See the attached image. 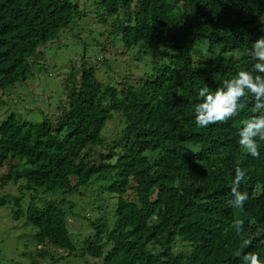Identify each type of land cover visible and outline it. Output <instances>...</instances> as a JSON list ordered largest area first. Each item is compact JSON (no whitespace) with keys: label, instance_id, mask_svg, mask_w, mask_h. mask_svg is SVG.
<instances>
[{"label":"trees","instance_id":"16d2710c","mask_svg":"<svg viewBox=\"0 0 264 264\" xmlns=\"http://www.w3.org/2000/svg\"><path fill=\"white\" fill-rule=\"evenodd\" d=\"M105 5L125 46L152 56L156 73L119 89L101 83L96 68L84 64L79 81L65 84L68 103L55 121L33 123L12 113L0 123V167L13 159L1 186L24 179L21 190L65 194L109 174L110 188L119 194L114 227L103 243V229L91 221L98 229L83 248L95 264H241L248 252L264 264V140L256 138L257 157L238 143L240 128L254 115V97L241 101L244 107L229 121L206 128L195 123L200 100L193 101L202 87L215 90L252 66L250 49L264 36V0ZM78 12L72 0H0V106L4 95L12 104V89L45 61L44 47L60 38ZM113 112L123 116L124 126L119 139L106 143L102 132ZM96 145L108 152L95 158ZM16 158L24 166L13 163ZM237 167L245 172L239 190L248 194L242 209L227 203ZM71 176L78 179L74 185ZM128 191L137 199L125 198ZM23 199L16 198L14 218L22 214ZM6 200L0 196V206ZM64 201L47 197L38 206L40 197H31L26 223L37 228L41 258H56L45 245L69 255L77 249L68 219L73 207ZM237 219L244 221L241 235L233 228Z\"/></svg>","mask_w":264,"mask_h":264},{"label":"rangeland","instance_id":"374dc122","mask_svg":"<svg viewBox=\"0 0 264 264\" xmlns=\"http://www.w3.org/2000/svg\"><path fill=\"white\" fill-rule=\"evenodd\" d=\"M72 1L78 4L79 12L72 23L60 33V38L44 47L45 61H40L27 80L12 89L9 94L12 100L10 106L7 95H4L6 104L0 106V123L14 112L18 119L24 121L40 123L45 118L55 121L62 104L68 103L65 84L79 81L84 64L96 68V77L101 83L119 89L133 83L139 85L142 78L156 73L157 69L151 64L153 57L145 53L147 56L143 58L137 45L125 46L122 33L115 31L113 17L108 18L105 5L109 0ZM16 94H20L22 100ZM112 114L113 119L102 132L106 143L119 139L120 129L124 126L123 116L118 112ZM92 150L95 158H99L101 152H108L103 145L93 146ZM12 160L8 159L0 167V196H8L6 203L0 206V264H95L97 260L83 253V248L87 235L98 229L91 227V221H97L103 229V243L107 239L108 231L114 227L119 194L111 190L113 180L109 174L96 175L76 191L64 194L66 190L58 189L45 193V196L42 189H38L39 192L34 189L21 190L19 185L24 179L18 183L7 180L1 186V177L9 172ZM17 162L24 166V160L14 159L13 163ZM75 182L76 178L71 177V185ZM35 195L41 199L38 206L44 205V200L48 197L57 200L64 198L65 207H73L68 219L71 238L77 249L72 255L66 254V250L45 245L56 258L51 254H46L45 258L38 256L41 246H38L35 236L37 228L30 225L31 221L30 224L26 223L31 197ZM20 196L24 197L21 201L22 214L20 218H14L13 212L18 209L16 198ZM125 198L137 199L129 191ZM106 251L107 248L102 254H106Z\"/></svg>","mask_w":264,"mask_h":264},{"label":"clouds","instance_id":"9594fccd","mask_svg":"<svg viewBox=\"0 0 264 264\" xmlns=\"http://www.w3.org/2000/svg\"><path fill=\"white\" fill-rule=\"evenodd\" d=\"M250 55L254 58L251 67L241 69L230 79L223 80L222 86L215 90L207 86L202 87L194 96L193 101L198 98L200 100L195 107V123L198 127L206 128L212 124L229 121L244 107L241 101H246L249 94L254 97V115L240 128L238 143L249 155L257 157L260 153L256 138L264 140V36L252 44ZM147 78H142L140 85ZM244 177L245 172L237 167L232 181L231 199L227 201L233 208L242 209L248 199V194L239 190ZM84 185L86 184L80 185L79 188ZM233 228L237 235H241L244 232V221L235 220ZM249 243V240H244L245 246ZM240 259L241 264H261L259 255L251 252L244 253Z\"/></svg>","mask_w":264,"mask_h":264}]
</instances>
